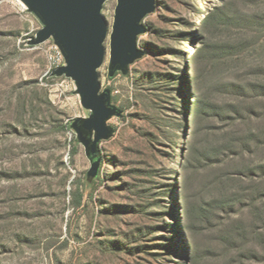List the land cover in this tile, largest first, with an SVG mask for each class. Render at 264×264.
I'll return each mask as SVG.
<instances>
[{
  "label": "rangeland",
  "instance_id": "rangeland-1",
  "mask_svg": "<svg viewBox=\"0 0 264 264\" xmlns=\"http://www.w3.org/2000/svg\"><path fill=\"white\" fill-rule=\"evenodd\" d=\"M117 4L94 168L59 47L0 0V264H264V0H157L111 73Z\"/></svg>",
  "mask_w": 264,
  "mask_h": 264
},
{
  "label": "water",
  "instance_id": "water-1",
  "mask_svg": "<svg viewBox=\"0 0 264 264\" xmlns=\"http://www.w3.org/2000/svg\"><path fill=\"white\" fill-rule=\"evenodd\" d=\"M21 1L44 24L35 44L55 40L66 60V65L57 73L76 82L83 107L92 112L89 118L80 120L76 128L96 168L100 143L113 134L108 122L119 114L111 105L109 93L102 92L98 73L107 55L105 43L109 25L102 15L107 0ZM117 1L110 33V71L125 73L142 56L138 38L145 32V18L156 11L157 0Z\"/></svg>",
  "mask_w": 264,
  "mask_h": 264
},
{
  "label": "trees",
  "instance_id": "trees-1",
  "mask_svg": "<svg viewBox=\"0 0 264 264\" xmlns=\"http://www.w3.org/2000/svg\"><path fill=\"white\" fill-rule=\"evenodd\" d=\"M219 163H223V162H219ZM239 177H242V178H243V176H241V175H240ZM242 178H241V179H242ZM223 179H225L223 182H226V181H229V180H230V181L233 180L232 177L229 176V175H228V176H227V175H223ZM228 189H229V187L227 188V190H228ZM229 190H230V192H231V188H230ZM232 195H233V194H232ZM78 201H79V204H80V202H81V198L78 197Z\"/></svg>",
  "mask_w": 264,
  "mask_h": 264
},
{
  "label": "built area",
  "instance_id": "built-area-1",
  "mask_svg": "<svg viewBox=\"0 0 264 264\" xmlns=\"http://www.w3.org/2000/svg\"><path fill=\"white\" fill-rule=\"evenodd\" d=\"M58 55H59L61 61L63 62V64L66 65L65 57H64L63 53L61 52V50L59 48H58Z\"/></svg>",
  "mask_w": 264,
  "mask_h": 264
}]
</instances>
